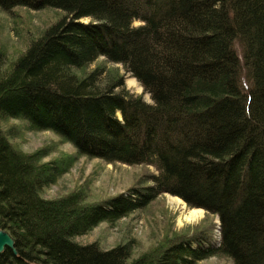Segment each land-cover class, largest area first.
<instances>
[{"label": "trees", "instance_id": "1", "mask_svg": "<svg viewBox=\"0 0 264 264\" xmlns=\"http://www.w3.org/2000/svg\"><path fill=\"white\" fill-rule=\"evenodd\" d=\"M14 8L62 14L0 75V122L22 119L75 151L45 160L48 147L24 152L0 125V228L16 249L0 264H264V0H0ZM100 56L152 103L121 75L101 83L102 66L86 70ZM80 157L144 169L93 201L81 189L43 197ZM162 194L206 216L135 258L130 242L75 240Z\"/></svg>", "mask_w": 264, "mask_h": 264}, {"label": "rangeland", "instance_id": "2", "mask_svg": "<svg viewBox=\"0 0 264 264\" xmlns=\"http://www.w3.org/2000/svg\"><path fill=\"white\" fill-rule=\"evenodd\" d=\"M61 14V11L49 8L41 10L14 8L12 14L0 10V75L10 69L15 58L25 51L31 38L37 37ZM82 21L87 22L89 18H84ZM134 23L136 25L139 22ZM97 65L104 69L100 76L101 83L105 82L109 73L115 72L122 76L125 89L133 94H142L146 102L152 103L149 94L143 92L136 79L138 86L128 82L129 78L134 77L126 72L121 64L113 63L100 56L86 70H92ZM75 72L81 73V70H75ZM244 79L247 80L245 76ZM118 116L120 117L119 113ZM0 125L10 140L24 152L31 153L39 148L48 147L49 154L44 158L45 160L55 158L60 153L69 154L75 151L70 143L62 142L53 132L33 130L22 119L7 118L2 120ZM142 168L144 169L142 165L129 166L121 163H107L97 158L80 157L57 179L56 183L43 190L42 196L55 198L75 189H81L86 201H93L125 191L132 184L135 174L143 170ZM148 170L156 173L153 166H148ZM169 195H160L148 207L136 210L114 224L102 222L87 234L75 237V240L80 244L97 242L103 249L130 242L131 258H135L155 245L163 235L164 229L169 227L171 230L182 231L188 226L198 224L206 216L201 208L203 210L201 215L188 219L187 213L192 208H189L181 198L183 201L181 203L171 202ZM214 221L218 222V218L215 217ZM197 264L233 263L223 257H210Z\"/></svg>", "mask_w": 264, "mask_h": 264}, {"label": "water", "instance_id": "3", "mask_svg": "<svg viewBox=\"0 0 264 264\" xmlns=\"http://www.w3.org/2000/svg\"><path fill=\"white\" fill-rule=\"evenodd\" d=\"M5 248L10 249L13 254H16L13 238L6 230L0 228V253Z\"/></svg>", "mask_w": 264, "mask_h": 264}, {"label": "bare ground", "instance_id": "4", "mask_svg": "<svg viewBox=\"0 0 264 264\" xmlns=\"http://www.w3.org/2000/svg\"><path fill=\"white\" fill-rule=\"evenodd\" d=\"M130 83L132 84H136V80L135 78H129L128 79ZM138 86V85H137ZM169 199L171 202H174V203H181L183 202L179 197L177 196H172V195H169ZM203 213V210L201 208H192V209H189L188 213H187V218L190 219V218H195L199 215H201Z\"/></svg>", "mask_w": 264, "mask_h": 264}]
</instances>
